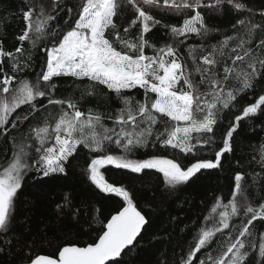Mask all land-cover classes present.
<instances>
[{
  "label": "trees",
  "instance_id": "trees-1",
  "mask_svg": "<svg viewBox=\"0 0 264 264\" xmlns=\"http://www.w3.org/2000/svg\"><path fill=\"white\" fill-rule=\"evenodd\" d=\"M111 1L104 39L151 62L142 84L48 73L87 0H0V169L20 166L0 264L94 243L126 200L146 224L107 264H264V0ZM155 84L189 97L188 120L153 107ZM208 118L186 148L167 143ZM63 126L76 142L63 170L38 173ZM156 157L213 165L182 179L147 163ZM108 158L119 164L100 165L102 188L93 165Z\"/></svg>",
  "mask_w": 264,
  "mask_h": 264
},
{
  "label": "rangeland",
  "instance_id": "rangeland-1",
  "mask_svg": "<svg viewBox=\"0 0 264 264\" xmlns=\"http://www.w3.org/2000/svg\"><path fill=\"white\" fill-rule=\"evenodd\" d=\"M111 0H87L86 5L76 22V28L70 30L62 41L52 47L48 73H74L76 75L94 77L102 80L111 87L122 86L128 83H135L136 77H141L145 68H152L151 62L145 57L133 58L119 54L113 50L105 41L103 29L111 20ZM56 66L57 69L52 67ZM167 66L169 68L167 69ZM167 75L172 69L162 62L159 67ZM157 97L153 107L157 110L166 111L168 114L181 120H188L190 116V99L187 95L172 91L163 84L151 85ZM211 119L202 123H184L175 129L172 138L167 142L177 144L182 148L187 147L188 135L195 131L208 127ZM66 127L56 136L55 143L50 145L46 152L39 159L37 171L40 174L48 175L63 170V162L73 150L76 142L71 134H66ZM112 162L119 164L113 158L97 160L93 165L92 177L102 188L108 187L101 178L99 167L103 163ZM146 162L140 163L139 168ZM161 171L180 177L187 178L189 174L201 167H209L210 162L197 163L187 169L179 168L174 160L166 157H156L147 162ZM20 166L17 160L0 169V219L4 208L11 194L20 183ZM113 261V260H112Z\"/></svg>",
  "mask_w": 264,
  "mask_h": 264
},
{
  "label": "water",
  "instance_id": "water-1",
  "mask_svg": "<svg viewBox=\"0 0 264 264\" xmlns=\"http://www.w3.org/2000/svg\"><path fill=\"white\" fill-rule=\"evenodd\" d=\"M146 218L129 201L114 212L94 243L65 245L56 256L39 254L28 264H107L118 259L138 238Z\"/></svg>",
  "mask_w": 264,
  "mask_h": 264
},
{
  "label": "bare ground",
  "instance_id": "bare-ground-1",
  "mask_svg": "<svg viewBox=\"0 0 264 264\" xmlns=\"http://www.w3.org/2000/svg\"><path fill=\"white\" fill-rule=\"evenodd\" d=\"M125 250V249H124Z\"/></svg>",
  "mask_w": 264,
  "mask_h": 264
}]
</instances>
